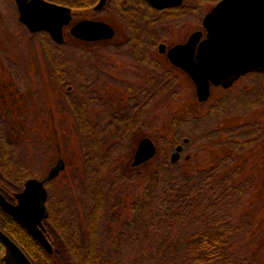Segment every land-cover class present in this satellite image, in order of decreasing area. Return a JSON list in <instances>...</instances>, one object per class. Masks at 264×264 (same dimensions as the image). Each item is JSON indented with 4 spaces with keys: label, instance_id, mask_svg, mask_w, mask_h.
I'll return each mask as SVG.
<instances>
[{
    "label": "rangeland",
    "instance_id": "rangeland-1",
    "mask_svg": "<svg viewBox=\"0 0 264 264\" xmlns=\"http://www.w3.org/2000/svg\"><path fill=\"white\" fill-rule=\"evenodd\" d=\"M218 1L184 0L175 10L159 12L133 0H109L98 12L83 8L74 16L75 21L91 18L110 23L116 30L112 39L85 42L73 38L67 28L65 42L59 44L48 32L32 33L20 25L15 0H0V60L7 83L9 79L15 83L7 91L26 100L28 128L33 130L32 138L16 143L8 126L0 124V133L6 130L12 143L6 149L11 162L7 167L1 164L12 178L5 185L8 196H13L24 187L25 181L16 179L21 167L29 169L30 177L43 178L59 158L65 159L61 177L47 185V206L51 239L55 249L66 250V258V245L75 241L76 228L93 209L92 183L83 185L81 174L90 167L96 147H107L101 165L113 164L123 149L129 150L132 163L140 140L150 137L158 146L155 163L166 176L176 170L188 175L192 163L202 168L231 163L235 155L223 154L224 145L238 152L244 147L247 175L260 178L261 170L264 176V149L260 148L264 144L253 142L251 135L255 124L264 125V71L248 73L228 87L213 86L211 97L199 105L192 78L159 52L161 43L169 48L195 31H205L203 19ZM49 100L55 103L56 113L51 128L56 124L61 131L59 144L52 147L53 159L39 133L49 127V119L47 123L44 119ZM128 116L137 120L129 136L123 127ZM179 145L183 149L174 161ZM99 178L106 187L116 180L112 174Z\"/></svg>",
    "mask_w": 264,
    "mask_h": 264
},
{
    "label": "trees",
    "instance_id": "trees-1",
    "mask_svg": "<svg viewBox=\"0 0 264 264\" xmlns=\"http://www.w3.org/2000/svg\"><path fill=\"white\" fill-rule=\"evenodd\" d=\"M51 1L69 5L74 11L95 5V1ZM133 3L147 6L149 11L163 12L144 0ZM2 93L6 96H0V124L8 126L7 131L16 136L13 142L32 138L26 100L15 97L14 91L6 89ZM47 106L44 119L46 123L49 119V127L45 125L39 133L53 159L56 154L52 147L59 144L61 131L56 124L51 128V122L56 120L55 103L49 100ZM124 122V132L129 136L131 129L136 130L137 120L128 116ZM7 131L0 133V191L5 195L10 192L5 180L12 179L3 167L11 160V152L6 150L12 144L7 141ZM45 134L48 136L44 137ZM251 135L253 142L264 144V125L255 124ZM133 143L136 141L132 140ZM106 148L96 147L93 162L89 159L90 167L82 171L83 185L92 183L94 205L76 228L75 241L66 245L69 257H65L66 250L55 246L54 253H48L24 227L16 226L22 246H27L40 264H264V176L261 170L260 178L247 175L244 147L238 152L224 145L223 154L235 155L231 163L215 162L212 168L192 163V173L186 175L176 170L170 176L155 163L157 158L133 167L131 154L124 149L116 153L113 164L101 165ZM97 161L99 165L95 166ZM47 163L46 167L50 166L51 162ZM19 173L16 179L23 181L32 174L25 167ZM107 174L116 178L108 187L99 178ZM60 177L61 174L56 179ZM50 216L45 220L47 228Z\"/></svg>",
    "mask_w": 264,
    "mask_h": 264
},
{
    "label": "water",
    "instance_id": "water-1",
    "mask_svg": "<svg viewBox=\"0 0 264 264\" xmlns=\"http://www.w3.org/2000/svg\"><path fill=\"white\" fill-rule=\"evenodd\" d=\"M21 20L32 32L47 31L54 41H65L64 27L72 23V7L48 0H17ZM152 7L163 9L177 6L183 0H146ZM108 0H99L94 10L103 8ZM207 34L198 30L184 43L167 48L159 45L161 53L187 73L195 82L198 99L206 101L212 93V85L230 86L237 78L252 71H264V0H219L203 19ZM70 33L81 40H108L115 36V28L108 22L82 19L71 25ZM182 145L173 155L175 161ZM157 145L150 137L141 139L132 161L134 167L153 159ZM66 167L60 158L42 178H29L24 189L17 193L18 203L9 201L0 191V206L27 228L29 233L49 252H54L45 234L43 219L48 216L46 183L55 179ZM11 264H33L22 249L0 230Z\"/></svg>",
    "mask_w": 264,
    "mask_h": 264
},
{
    "label": "flooded vegetation",
    "instance_id": "flooded-vegetation-1",
    "mask_svg": "<svg viewBox=\"0 0 264 264\" xmlns=\"http://www.w3.org/2000/svg\"><path fill=\"white\" fill-rule=\"evenodd\" d=\"M16 1V5H17V10H18V19L20 21V25L24 26L26 29L29 30L28 26L26 23H24L22 20H21V10H20V5L18 3L17 0ZM145 1V0H144ZM98 2V0L96 1V3ZM95 3V4H96ZM105 7V6H104ZM101 8L99 10H94V6H93V11L94 12H98L102 9ZM152 7V6H151ZM175 6H172L171 8H173ZM154 9H157V10H162V9H158V8H155V7H152ZM170 8V7H168ZM32 33H36V32H32ZM5 65L3 64V60L1 59L0 60V96L2 97H5L6 95L3 94L2 92L5 91L6 89H10V87L12 85H14V80H8V83L6 81V71H5ZM1 68H3L4 70H2ZM246 75V74H244ZM244 75L240 76L239 78L243 77ZM235 82V81H234ZM9 86V87H8ZM12 88V87H11ZM3 193V192H2ZM17 193V192H16ZM14 193L13 196H8V195H4L6 196V198L8 200H10L11 202L13 203H17L18 202V197H17V194ZM49 217V209H48V216L43 220V225L45 227V234L47 235V237L50 239V241L52 242L53 246H54V243L51 239V233L49 232L47 226H46V223H45V220ZM17 221L13 218V216H11V214H9L4 208H2L0 206V230L2 232H4L7 236H9L15 243H17V245L22 249V251L28 256V258L33 262V264H39V261L37 258H35V256L33 254H31L30 250L27 248V246H22V238H19L16 234L17 232V225H19V227H24L23 225H21L19 222V224L16 223ZM25 228V227H24ZM26 229V228H25ZM27 231V234L31 235L29 233V231L26 229ZM18 233V232H17ZM32 236V235H31ZM33 237V236H32ZM34 238V237H33ZM35 239V238H34ZM37 241V240H36ZM38 242V241H37ZM39 243V242H38ZM40 244V243H39ZM41 245V244H40ZM43 247V246H42ZM44 248V247H43ZM45 249V248H44ZM9 254H12L11 252H8L7 250V247L5 245V243L3 242V240L0 238V264H11V262L9 261L8 259V255Z\"/></svg>",
    "mask_w": 264,
    "mask_h": 264
}]
</instances>
